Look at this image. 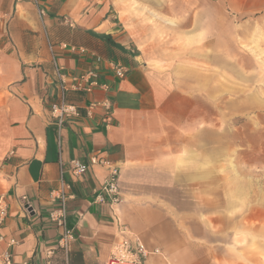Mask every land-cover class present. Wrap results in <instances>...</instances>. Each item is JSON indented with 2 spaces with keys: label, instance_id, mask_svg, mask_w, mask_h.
<instances>
[{
  "label": "crops",
  "instance_id": "obj_1",
  "mask_svg": "<svg viewBox=\"0 0 264 264\" xmlns=\"http://www.w3.org/2000/svg\"><path fill=\"white\" fill-rule=\"evenodd\" d=\"M209 3L213 11L196 13V41L190 43L199 69L220 64L203 53L228 51L234 17L264 14V0ZM136 31L112 0H0V195L7 206L0 251L8 249L13 264H44L48 249L56 264H104L119 238L118 224L144 245L145 264H235L204 219V180L218 176L213 156L203 155L217 140L213 129L203 128V100L210 97L203 98L202 73L194 77L201 95L180 89L179 77L145 58ZM109 61L126 74L117 77ZM57 66L69 75L94 69L99 84L61 93ZM105 98L108 120L102 106L88 109ZM62 100L79 114L59 124L50 105ZM92 157L118 168L119 203L110 205L105 195L99 200L109 169ZM71 159L87 170L72 173ZM52 191L65 194L73 232L66 254L58 248L62 228L50 218L58 204Z\"/></svg>",
  "mask_w": 264,
  "mask_h": 264
},
{
  "label": "rangeland",
  "instance_id": "obj_2",
  "mask_svg": "<svg viewBox=\"0 0 264 264\" xmlns=\"http://www.w3.org/2000/svg\"><path fill=\"white\" fill-rule=\"evenodd\" d=\"M112 1L128 26L137 29L145 58L179 77L180 89L200 94L194 77L197 70L202 73L203 98L210 97L203 100V128L213 129L217 140L203 155L213 156L212 171L218 176L204 180V219L235 264H264V14L234 17L228 51L203 53L204 58L218 57L220 64L199 69L190 43L196 41V13L205 7L213 11L209 0ZM209 167L204 164V170ZM211 184L213 194L206 195ZM211 215L218 223L210 221Z\"/></svg>",
  "mask_w": 264,
  "mask_h": 264
},
{
  "label": "built area",
  "instance_id": "obj_3",
  "mask_svg": "<svg viewBox=\"0 0 264 264\" xmlns=\"http://www.w3.org/2000/svg\"><path fill=\"white\" fill-rule=\"evenodd\" d=\"M43 13V10H40ZM61 48H69L71 51L83 53V48H77L75 45H68L65 43L60 44ZM96 61H100L99 56H95ZM109 67L113 70V73L117 77H123L126 74V69L121 64L113 61H109ZM56 76L59 81L58 86L61 93L69 90H84L90 91L93 87L99 84L98 74L94 69H89L79 74H67L62 67H56ZM103 88L107 89V84H100ZM96 105H100L104 108L106 119L110 118L111 103L108 98L103 99L101 102H91L88 105V109H93ZM79 112L74 104L60 101L58 103H52L50 105V115L56 120L57 123L62 124L66 118L76 117ZM92 163H99L106 165L109 169V174L101 184L102 196H99V200H104L105 195L110 205L117 204L121 200V193L118 185L119 171L116 166L110 165V162L103 159L91 158ZM87 164L80 162L78 159H71L69 161V169L74 174H82L87 170ZM50 196L54 199H58L57 207L50 212V218L54 223L62 228V232L58 239V248L66 254L70 241L73 239L72 229L67 226L66 210H65V194L62 191H52ZM22 200H26L25 196L21 197ZM7 216L6 200L3 195H0V225L3 223ZM119 234L118 240L112 245L111 252L107 261L104 264H145V259L148 255V251L144 245L136 239L131 241L127 236L126 229L122 225H117ZM2 237L0 236V241ZM14 239H10L8 244L14 243ZM54 250L48 249L46 251V260L44 264H56L54 261ZM0 264H13L11 252L8 249L0 251ZM22 264H36L31 262H23Z\"/></svg>",
  "mask_w": 264,
  "mask_h": 264
},
{
  "label": "bare ground",
  "instance_id": "obj_4",
  "mask_svg": "<svg viewBox=\"0 0 264 264\" xmlns=\"http://www.w3.org/2000/svg\"><path fill=\"white\" fill-rule=\"evenodd\" d=\"M253 50V49H252Z\"/></svg>",
  "mask_w": 264,
  "mask_h": 264
}]
</instances>
